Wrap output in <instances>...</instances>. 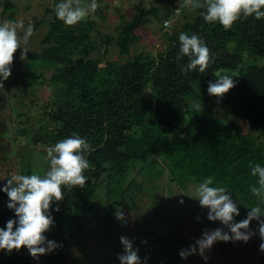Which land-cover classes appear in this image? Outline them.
<instances>
[{"label": "trees", "instance_id": "1", "mask_svg": "<svg viewBox=\"0 0 264 264\" xmlns=\"http://www.w3.org/2000/svg\"><path fill=\"white\" fill-rule=\"evenodd\" d=\"M14 7L13 1L5 0L3 15L12 22H16ZM180 8L179 16L182 14L185 20L168 34L167 47L157 54L140 52L130 56L135 31L148 21L152 11L142 7L118 36L106 35L100 45L88 42V19L82 30L66 27L57 18L55 8H48L35 25L45 24L48 28L43 48L28 53L18 68L22 63L39 60L41 65L36 67L38 72L31 73L32 81L50 89L51 94L39 101V110H34L37 106L31 102L33 107L24 122L39 116L41 125L38 135L32 134L26 145L42 141L46 150L77 133L94 149L86 154L90 167L84 172V188L64 190L63 200L53 202L55 223L45 233L48 239L65 232L62 229L66 225L74 228L78 219L98 209L107 212L113 222L118 208L136 211L146 197L160 209L154 189L166 169L170 180L181 188L212 176L213 186L225 187L238 204L250 208L258 203L250 191L257 178L251 175L249 165L264 166V18L241 19L225 30L218 22L204 20L205 9L193 8L195 12L188 17L186 12H192V8L181 3ZM168 15L163 14V18ZM75 28L80 32L76 33ZM182 32L198 35L210 49L214 62L205 73L183 71L188 57L178 59ZM112 42L122 57L113 61L92 57L96 49L106 52L107 44ZM220 69L238 71L233 78L235 87L222 99L208 94L209 81L215 82V73ZM197 102L201 104L199 111L194 107ZM219 109L235 120L221 121L217 117ZM23 115L18 114L19 118ZM236 120L245 122L250 131H257L263 141L242 133ZM27 130L24 126L17 135L23 136ZM147 153L155 158L143 166L140 177L130 179V173ZM21 173L32 172L28 166ZM6 183L0 182V227L5 229L9 219H17L14 210L7 207L9 197L2 190ZM158 209L153 210V219L158 217ZM177 240L181 238L173 239L171 234L155 236L149 252L154 258H167L165 264H181L174 256ZM47 257L45 264H51L52 254ZM37 263L26 247L10 253L0 250V264Z\"/></svg>", "mask_w": 264, "mask_h": 264}, {"label": "rangeland", "instance_id": "2", "mask_svg": "<svg viewBox=\"0 0 264 264\" xmlns=\"http://www.w3.org/2000/svg\"><path fill=\"white\" fill-rule=\"evenodd\" d=\"M11 1L15 6L16 22L13 23L22 22L24 25V28L17 29L18 34L22 36L29 23L34 28V33L26 45L30 48L28 53L41 50L43 48L42 40L48 28L45 24L35 25L41 22L47 14L48 8H55L60 0ZM4 2L5 0H0V23L12 22L3 15ZM96 2L98 4L97 10L85 19L91 22L88 42L95 45H100L102 38L106 35L118 36L124 24L131 21L141 7L152 10L147 15L148 21L135 31L137 37L130 51V56L140 52L157 54L164 51L168 45V34L179 28L185 20L182 14L174 17L173 10L176 6L174 0H96ZM90 3L91 0H82V4L85 6ZM191 11L186 12L188 17L195 12V9L192 8ZM165 13L169 14V18H173V25L169 29H165L163 25L167 18H163ZM85 20L74 26L82 30L83 26H87ZM65 26L69 27L66 24ZM80 30L75 28L76 33ZM22 51L23 46L14 54L11 75L7 80L2 81L3 87L0 86V174H22V170H27L29 166L32 172L30 174L43 176L49 170L50 165L42 141L38 144L26 145L32 134L38 135L37 132L41 125L40 119L39 116L29 121L26 119L27 122H24V119L29 114L28 111L32 109L33 103L37 106L34 110H39L42 104L39 101L46 100V97L49 98L51 92L50 89H45L43 86L42 88L39 85H34L32 81L31 73L38 72L36 67L41 65L39 60L22 63V67L18 68L20 62L26 61V59H21ZM91 55L93 58L109 61L122 57L115 42L107 44L106 52L96 49ZM124 57L127 56L124 55ZM226 72L234 77L238 76L237 69H220L218 71L220 74ZM50 75L51 71L48 70L47 76ZM19 113H25V115L19 118ZM217 117L224 123L235 120L224 109H219ZM237 122L242 133L256 137L259 142L263 141L259 133L250 131L245 122L239 120ZM24 126L28 128L26 134L18 136V130ZM154 158L152 153H147L130 173V179L140 177V170ZM0 182L3 183L6 180H0ZM157 185L158 187L154 189V192L156 194L155 199L162 205L160 209L150 198L146 197L138 203L136 211L128 208L120 209L125 214L126 222L118 220L115 215L113 222L107 216V212L98 209L78 219L74 228L66 225V229H62L65 232L49 239L60 245L56 250L49 253V255L52 254L51 264H104L105 262L120 264L118 254L123 252V246L120 242L122 235L134 242V248H139L138 255L141 257L142 264H165L167 258H154L149 249L152 247L151 240L155 236L166 234H171L173 239L181 238V240L176 241L174 246V256L181 264H264V251L259 249L262 241L258 234L253 235L247 243L243 241L215 242L206 253L209 257L207 261L198 253L190 255L187 259L181 258L179 252L191 246L205 230L224 228L225 231H228V229L219 221L208 220L207 209H202L198 200L183 194H190L198 184L190 183L185 188H181L176 182L170 180L168 169H166L162 177L157 180ZM181 199L184 200L183 204L179 203ZM98 200L102 202L103 198L100 197ZM234 201L236 202V200ZM237 205L240 215L236 216L235 220L239 222L247 218L250 208H247V204L237 203ZM154 209L159 210L156 219H153L152 216ZM197 217L200 219L197 220ZM250 227L258 233L256 220L251 221ZM145 240L147 241L146 244L143 243ZM47 255H41L37 264H45L48 259Z\"/></svg>", "mask_w": 264, "mask_h": 264}, {"label": "clouds", "instance_id": "3", "mask_svg": "<svg viewBox=\"0 0 264 264\" xmlns=\"http://www.w3.org/2000/svg\"><path fill=\"white\" fill-rule=\"evenodd\" d=\"M181 6L195 9H205L202 13L206 22L220 23L225 30L231 29L241 19L254 16L257 20L264 18V0H181ZM98 8L96 0H91L88 5H83L82 0H60L55 5V13L58 19L67 26L77 23L94 14ZM24 28L22 22L5 21L0 23V86L3 80L11 75V66L14 54L23 46L21 59L27 58L30 50L27 47L29 38L34 33L31 23L24 30L23 35L18 34L17 29ZM180 49L178 59L185 56L188 62L183 68L188 71L205 73L210 63L214 62L210 55V49L198 35L180 33ZM215 82L209 81L208 94L220 99L235 87L236 82L232 75L215 73ZM199 111L201 104L194 105ZM92 146L86 138L77 133L65 138L54 146L46 149L49 170L43 176L38 174H0V180H6L3 192L7 193L9 202L7 207L14 210L17 219H9L6 229L0 227V250H20L26 247L30 255L39 260L41 255L49 254L60 245L54 240H49L45 235L54 226L52 216V204L63 200L64 190H72L75 187L84 188L87 177L85 170L90 167L86 154L90 153ZM251 175L256 177V183L250 186L251 193L257 198L258 203L250 207L247 218L236 222L235 217L240 215L239 207L233 200L232 195L225 187L213 186L214 177L204 178L190 194L183 193L188 197L198 200L202 209H207V219L219 221L224 228L205 230L201 237L188 248L182 249L179 255L187 259L192 254H199L205 261L208 260L209 251L215 242L243 241L247 243L253 235H259L264 241V166L259 163L250 164ZM179 203L183 204L181 199ZM59 211V208H56ZM115 216L120 221L126 222L125 214L119 208ZM200 217H197L199 220ZM258 222V233L251 227V221ZM18 225V226H17ZM120 242L123 252L118 254L120 264H142L138 255L139 248H134V242L127 236L122 235ZM147 243V241H143ZM259 249L264 251V242L260 243Z\"/></svg>", "mask_w": 264, "mask_h": 264}, {"label": "built area", "instance_id": "4", "mask_svg": "<svg viewBox=\"0 0 264 264\" xmlns=\"http://www.w3.org/2000/svg\"><path fill=\"white\" fill-rule=\"evenodd\" d=\"M180 3H181V0H175L176 6L173 10L174 17H178L181 12ZM172 24H173V18H167L163 22L165 29L171 28Z\"/></svg>", "mask_w": 264, "mask_h": 264}]
</instances>
